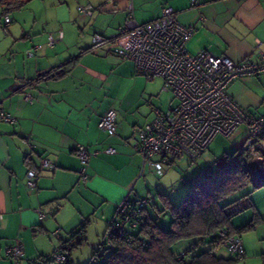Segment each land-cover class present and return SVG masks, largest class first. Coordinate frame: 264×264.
Here are the masks:
<instances>
[{
  "label": "crops",
  "instance_id": "1",
  "mask_svg": "<svg viewBox=\"0 0 264 264\" xmlns=\"http://www.w3.org/2000/svg\"><path fill=\"white\" fill-rule=\"evenodd\" d=\"M168 1L179 24L193 28L188 53L208 50L234 62H258V50L264 51V0ZM46 38L23 42L20 50L0 56V112L14 118L13 123L0 120V264H12L6 251L17 241L23 246L18 264H34L61 242L73 244L71 234L83 224L87 239L92 224L99 225L97 237L103 238L123 200L146 199L152 174L149 169L141 173V157L132 145L154 111L136 119L122 99L126 84L142 76L135 63L120 59L114 44L92 51L91 41H64L63 34L48 48ZM37 45L41 49L33 51ZM227 92L252 116L264 115V73L233 80ZM111 108L118 124L113 137L97 126ZM230 138L240 147L244 129ZM78 145L91 154L84 176ZM108 147L116 153H104ZM42 160L51 165L41 167ZM29 170L37 175L33 191L26 187ZM251 204L264 219V207ZM98 243H90L92 251ZM243 248L244 258L255 257L250 245ZM71 259L74 263L72 254Z\"/></svg>",
  "mask_w": 264,
  "mask_h": 264
},
{
  "label": "built area",
  "instance_id": "2",
  "mask_svg": "<svg viewBox=\"0 0 264 264\" xmlns=\"http://www.w3.org/2000/svg\"><path fill=\"white\" fill-rule=\"evenodd\" d=\"M126 11L127 19L118 33L109 38L94 34L91 50L109 44L116 45L115 53L120 59L134 62L137 72L149 81L159 78L162 81L161 92L172 94L175 101L164 112L154 110L153 119L137 133L132 147L141 157V173L142 170L149 169L160 175L165 167L174 164L181 157L195 161L208 150L215 137L230 138L239 128H243L246 138L238 151L248 158L247 170L250 177L264 180V115L252 116L240 108L227 92L233 80L264 73V51L258 50V62H234L208 50L192 55L187 52L186 44L192 36L193 28L179 24L171 6H162L159 15L145 23L136 21L133 0H128ZM77 12L82 16L92 17L93 8L90 5L79 6ZM2 21L4 26L11 22L7 15L3 16ZM62 38L61 31L49 33L45 45L52 48ZM41 47L37 45L33 51ZM25 99L32 102L29 95ZM0 120L14 122L13 117L2 112ZM97 126L106 135L115 136L118 128L115 109H109L99 119ZM75 152L83 167L81 174L84 176L91 154L81 145L76 147ZM104 153L113 155L116 151L113 147H108ZM50 165L48 160L41 161V167ZM209 170L210 168L204 172L208 173ZM36 177L35 171L27 172L26 187L30 191L36 189ZM142 205L140 203L138 207L141 208ZM118 206L119 212L123 213L129 206V201L123 200ZM122 225L116 224L115 229H121ZM220 236L224 238L223 246L229 253L237 256L245 254L240 237L226 236L225 232H221ZM22 251L20 241L8 247L7 257L12 264L19 263ZM65 259L66 256L60 252L53 256V260L58 263Z\"/></svg>",
  "mask_w": 264,
  "mask_h": 264
},
{
  "label": "rangeland",
  "instance_id": "3",
  "mask_svg": "<svg viewBox=\"0 0 264 264\" xmlns=\"http://www.w3.org/2000/svg\"><path fill=\"white\" fill-rule=\"evenodd\" d=\"M108 2V0H0V56L8 54L10 50L12 52L20 50L23 42L30 43L49 33L56 34L60 31L64 34V41L75 40L81 44H88L94 34L108 38L114 36L118 33V27L124 25L128 12L124 10L105 13L103 9ZM167 4H170L168 0H133L136 21L138 23L150 21L154 10L160 5ZM88 5L94 9L93 17L82 16L77 12L79 6ZM4 15H7L11 21L8 26L3 24ZM122 99L125 101V108L130 110L129 115H133L136 119H144L154 110L164 112L175 103L172 94L161 92L159 78L151 82L143 75L126 84ZM230 139L217 136L208 150L197 160L190 161L186 157H181L174 164L165 167L162 175L151 172L147 184L148 193L145 194L148 200L146 208L162 229H169L171 217L167 211L154 212V206L159 210L163 209L160 195L165 196L172 204H178L190 190L193 180L204 179L203 170L209 167L215 169L223 163L225 154L231 155L242 147L243 144L237 148ZM236 200L238 201L234 207L239 212L234 214L231 224L234 229H243L246 224L253 226L249 228L251 230L241 233V240L243 245H250L255 257L242 258L235 264H262L264 219H261L262 217L256 214L253 208L248 209L247 205L253 200L257 206L264 207V186L255 188L254 185L249 184L225 198L223 204ZM247 214L249 216L245 219ZM98 226L92 224L90 229L93 230L88 235L87 243L71 251L75 258L73 264H89L93 254L90 243L99 240V245L102 241V235L97 237ZM132 232L135 233L137 230ZM197 241V239L181 241L175 245L174 250L177 253L185 252ZM209 241L210 239H205V244L200 245L196 253L209 250L211 247ZM214 253L225 258L235 256L223 246L216 247Z\"/></svg>",
  "mask_w": 264,
  "mask_h": 264
},
{
  "label": "trees",
  "instance_id": "4",
  "mask_svg": "<svg viewBox=\"0 0 264 264\" xmlns=\"http://www.w3.org/2000/svg\"><path fill=\"white\" fill-rule=\"evenodd\" d=\"M247 162L248 158L238 150L231 155L225 154L221 165L215 169L209 167L208 173L204 171L209 168L203 170L205 177L202 181L198 178L192 181L190 190L178 204H172L160 195L163 209L156 206L153 209L157 213L167 211L170 214L168 230L162 229L147 211V199H125L129 206L123 213L117 206L89 264H235L245 254L225 258L216 255L214 249L223 246L221 232L241 238L242 232L253 227L246 224L243 229H234L231 219L239 212L234 207L238 200L223 204L225 198L249 184L255 188L264 186V180L250 177ZM140 203H143L141 208L138 207ZM252 207V204L247 205V208ZM116 224H123L122 228L115 229ZM134 230L137 232H132ZM190 239L198 241L185 252H175L177 243ZM205 239H210V249L196 253L198 247L205 244ZM71 240L74 243L70 246L61 242L52 253L38 257L34 264L58 263L53 260L56 252L66 256L65 261L59 264H73L71 251L87 243L85 224L71 234Z\"/></svg>",
  "mask_w": 264,
  "mask_h": 264
},
{
  "label": "water",
  "instance_id": "5",
  "mask_svg": "<svg viewBox=\"0 0 264 264\" xmlns=\"http://www.w3.org/2000/svg\"><path fill=\"white\" fill-rule=\"evenodd\" d=\"M128 0H122L121 2L117 1H112L107 4V6L103 9L104 12H109V11H123L126 9Z\"/></svg>",
  "mask_w": 264,
  "mask_h": 264
}]
</instances>
